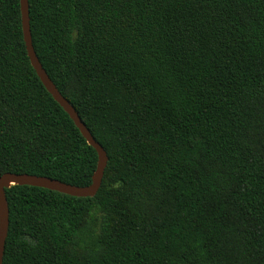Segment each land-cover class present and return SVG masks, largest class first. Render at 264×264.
Segmentation results:
<instances>
[{
	"label": "trees",
	"instance_id": "1",
	"mask_svg": "<svg viewBox=\"0 0 264 264\" xmlns=\"http://www.w3.org/2000/svg\"><path fill=\"white\" fill-rule=\"evenodd\" d=\"M35 54L107 154L92 196L13 184L1 264H264V0H27ZM0 0V174L97 164Z\"/></svg>",
	"mask_w": 264,
	"mask_h": 264
},
{
	"label": "water",
	"instance_id": "2",
	"mask_svg": "<svg viewBox=\"0 0 264 264\" xmlns=\"http://www.w3.org/2000/svg\"><path fill=\"white\" fill-rule=\"evenodd\" d=\"M19 3L23 41L30 64L34 68L37 76L39 77L47 91L68 113L75 126L79 129L81 135L86 139L87 143L96 150L98 159L95 170L91 177V183L85 186L73 185L52 177L29 173L3 172L2 174H0V264L2 263L4 244L9 223L8 204L5 196L6 187H9L13 184H27L49 188L72 196H92L96 193L98 187L100 186L104 168L107 163V154L102 145L95 140L89 129L77 114L74 107L58 91V89L55 87L54 83L48 77L47 73L40 64L31 42L28 18V1L19 0Z\"/></svg>",
	"mask_w": 264,
	"mask_h": 264
}]
</instances>
